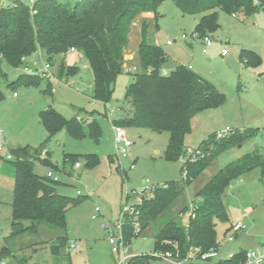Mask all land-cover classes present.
Listing matches in <instances>:
<instances>
[{"label": "rangeland", "instance_id": "374dc122", "mask_svg": "<svg viewBox=\"0 0 264 264\" xmlns=\"http://www.w3.org/2000/svg\"><path fill=\"white\" fill-rule=\"evenodd\" d=\"M13 1L8 0L10 4ZM21 1L27 3L29 0ZM60 1L75 4L78 0ZM159 15V29L155 28L154 16H147L150 21L148 38L150 42L160 44L167 53L168 60L164 65L167 73L178 64L187 67L192 64L226 95L222 105L192 118V129L186 137L187 152L178 161L164 158L169 142L168 132L128 127L133 141L128 148V156L123 157L116 147L114 120L129 113L131 106L126 100V91L134 80L133 74L139 71V23L143 14L131 24L123 72L112 86L109 103L94 98L93 72L83 54H68L67 64L78 67L79 71L66 82L57 76L60 58L54 61V65L51 64L50 71L39 85H20L16 88L12 83L21 74H34L30 70L41 74L47 58L34 54L28 58L27 66L19 68L7 61L1 64L0 85L5 98L0 102V144L4 143V148L0 149V250L4 247L10 249L4 258L7 264L19 261L26 264H110L116 255L112 253L107 239L108 228H113L119 221L124 206L132 203V199L127 197L129 191L146 187L148 191L145 194L149 198L158 186L181 180L182 166L190 153L214 133L225 131L227 127L242 131L257 129V134L254 133L255 136L244 144L221 154L165 214L151 223L140 236L131 238V254L149 255V264H171L155 257L161 253L155 247L158 232L171 219L183 226L188 225L187 213L180 214V211L199 200L196 196L199 188L221 168L245 153L255 150L264 153V10L251 15L237 13V17L219 10L220 25L210 33L214 44L207 49L205 56L201 55V36L192 39L199 15L183 14L172 0L161 5ZM184 33L188 38H182ZM167 40H171L172 45H167ZM224 48L226 53L222 52ZM241 48L256 52L260 63L249 64L241 60ZM201 61H204L202 70L196 66ZM129 67L136 69L128 73L126 69ZM49 83L54 92L45 91ZM50 106L67 119L79 117L86 123L95 119L102 131L99 141L89 135L88 128L84 129L86 135L81 139L71 136L65 128L50 136L39 118V113ZM43 143L45 148L40 152L41 156H47L51 164L63 169L59 172L58 192L73 198L81 196V201L68 209L66 228L41 223L37 231L25 230L15 234L12 227L15 168L6 155L12 148L26 146L31 148V153H35V149ZM90 154H95L99 160L93 167L87 166L84 158ZM67 155H78L83 166L76 170L71 160L66 161ZM34 170L44 176L52 169L36 161ZM75 174H78L77 178ZM132 198L135 200V197ZM224 199L229 219L227 222L217 221L221 249L213 260L224 258L229 251L241 248L249 251L261 245L264 239V175L260 168L247 171L241 178L232 181ZM238 222L246 224V229L234 234L231 227ZM24 224L30 225V222L25 221ZM230 235L235 236L233 241L228 240ZM61 238H64L65 244H61ZM70 242L81 244L82 249L68 250ZM210 262L200 261L199 264Z\"/></svg>", "mask_w": 264, "mask_h": 264}, {"label": "trees", "instance_id": "16d2710c", "mask_svg": "<svg viewBox=\"0 0 264 264\" xmlns=\"http://www.w3.org/2000/svg\"><path fill=\"white\" fill-rule=\"evenodd\" d=\"M167 0H78L75 4L59 0H37L35 13L27 3L14 0L8 7L0 8V67L3 61L19 68L26 65L27 58L39 53L54 65L60 58L57 76L68 80L76 75L79 68L66 63L71 48L80 51L88 61L94 78V98L109 103L112 86L123 72L125 52L129 44L132 22L140 14L151 13L154 25L159 29V8ZM185 15H199L200 19L194 33L201 37L214 32L219 27L218 11L230 14L251 15L264 10V0H172ZM149 20L141 23V41L138 47L139 71L132 73L134 80L128 85L126 100L131 108L127 115L114 120L115 126L148 128L156 132H168L169 142L164 151L168 161H178L186 155V137L192 129V118L197 114L216 108L226 101V95L215 84L185 65H178L170 73L163 74L162 68L168 60L164 48L148 38ZM239 57L249 64H258L261 59L253 50L242 49ZM27 66V65H26ZM132 71L128 72L131 73ZM44 78L38 74H21L12 85H39ZM45 91L53 92L48 84ZM5 98L0 85V102ZM39 118L49 135L65 128L78 139L89 135L99 141L101 127L97 121L83 122L79 118H65L54 107L39 113ZM257 134V129L233 130L226 137L218 138L217 133L201 143L182 166L187 179L166 182L158 186L149 198L139 206L140 231L136 233L130 218L124 231L127 241L140 236L151 223L165 214L184 195L186 189L196 182L211 164L224 152L244 144ZM43 143L35 153L31 148L16 147L10 152L15 168L13 210V233L25 230L37 231L41 223L66 228V214L69 208L81 201L61 194L57 190L60 180L47 174L38 175L35 162L40 161L50 169L61 172L42 157ZM197 152L196 156L193 155ZM86 165L98 164L95 154L86 155ZM66 161L73 165L79 161L78 155H67ZM260 168L264 175V153L259 150L248 152L221 168L209 181L199 188L196 196L200 198L195 217L189 218L188 225L169 220L156 235L155 247L159 251L177 252L186 257L195 251L197 258L219 248L217 221L229 219L225 204V192L230 183L241 178L247 171ZM189 210L186 205L180 214ZM29 221L30 225L24 222ZM61 244H65L61 238ZM246 249H241L229 259L211 261L210 264H239L247 259ZM10 249H1L5 258ZM154 257V256H152ZM149 255H135L131 264H149ZM210 260V259H209ZM16 264H26L19 261ZM193 264H199L195 262Z\"/></svg>", "mask_w": 264, "mask_h": 264}, {"label": "built area", "instance_id": "2783aa9c", "mask_svg": "<svg viewBox=\"0 0 264 264\" xmlns=\"http://www.w3.org/2000/svg\"><path fill=\"white\" fill-rule=\"evenodd\" d=\"M36 1L37 0H29V2L27 3V5L30 7L32 13L36 12V10L34 8ZM11 4L8 2V0H0V8L8 7ZM233 15L236 16V14H233ZM192 36L194 39H197L199 37V34L193 33ZM182 38L186 39V38H188V35L184 33V34H182ZM200 38L202 39L203 44H204L203 52L206 53L207 47H210L213 45L214 39L210 33H208V34H206ZM167 44H172V41L171 40L167 41ZM72 51H76V49L71 48L70 52H72ZM226 52H227V50L224 49L223 53H226ZM190 68H191V66H190ZM26 69L28 70V68H26ZM50 69H51V65L49 63H45L44 68L41 70L42 71L41 74H39V72L37 70H35V72H33V70H30V71L34 74H38V75H41L42 77H46L47 76L46 73L49 72ZM135 69H136V67H134L133 69H131L129 67L126 70H127V72H130V71H134ZM163 74H167V73L165 71H163ZM16 94L17 93H15V95ZM115 129H116V132H115L116 147H117L118 151L120 152V154L123 157H126L129 154L128 148L130 146H132L133 141L129 137L128 129L126 127L115 126ZM231 132H233V129H230L229 127H227V129L225 131L217 132V136H218V138H223V137H226ZM2 148H4V143L0 144V149H2ZM188 150L190 152L192 151L190 148H188ZM192 153H193V151L190 153V155ZM6 157L9 160H15V157L11 152H7ZM82 166H83V164L81 161H78L74 164V168L76 170L80 169ZM47 175L49 177H53L57 181L60 180L59 172L49 170L47 172ZM186 175L187 174L185 171L183 173L182 178L187 179ZM77 177H78V174H75V178H77ZM147 191H148V189L146 187L141 189V190L129 191L127 193V197L132 199V203L130 205L124 206L122 216L119 219V221L114 224L113 228H108V238L107 239H108V242L111 246L112 253L114 255H116L115 264H131V259L135 256L134 254H131L129 252V245L130 244L126 239L124 227H125L126 222L128 221L127 218H130V220H132V222L134 224V227L136 229V233L140 231V224H139V220H138V217L140 215V210L138 208L142 204L143 200L145 198H147L146 194H145ZM78 193L80 194V191H78ZM132 197H135V200ZM200 200L201 199L199 198L198 201H200ZM197 208H198V202L190 203L189 210L187 212L188 218L195 217V212H196ZM245 229H246V224H244L243 222H238V223L232 225V227H231V231L234 234L240 233ZM234 239H235L234 235H230L228 237L229 241H232ZM81 249H82V246L79 243L70 242L68 244V250H70V251L81 250ZM195 251H190L186 257H181L178 252L176 254H174L172 251H165V252L161 251V253L156 254L155 257H161L162 259L170 262L171 264H193L195 262L199 263L200 261H204V262L212 261V258H214L217 255V251L211 250L210 252L203 254L201 256V258L199 259V258H197ZM0 253H1V250H0ZM0 264H7L6 260L1 256H0ZM239 264H264V239H263L260 246H257L255 248L247 251L246 261L241 262Z\"/></svg>", "mask_w": 264, "mask_h": 264}, {"label": "crops", "instance_id": "0c3cea01", "mask_svg": "<svg viewBox=\"0 0 264 264\" xmlns=\"http://www.w3.org/2000/svg\"><path fill=\"white\" fill-rule=\"evenodd\" d=\"M60 1V0H59ZM29 1H27V3H28ZM236 14V16H234V17H237V13H235ZM152 14L151 13H145V14H143V16H141L142 18H141V20H140V22L142 23L144 20H146V19H148V17L147 16H151ZM199 19H200V17H199ZM198 19V20H199ZM141 23H139V25H140V31H141ZM193 40H195L194 38H192ZM140 41H141V37H140ZM140 41L138 42V47H139V44H140ZM167 41H169V40H167ZM157 43V42H156ZM214 44V43H213ZM167 45H172V44H167ZM190 45H192V43H190ZM202 46H203V48H204V44H203V41H202ZM213 46V45H212ZM211 47V46H210ZM203 48H202V53H201V55L202 56H205L206 55V53H207V51H206V53H204L203 52ZM209 47H207V49H208ZM225 49V48H224ZM223 49V50H224ZM242 49H244V48H241L240 50H239V52L242 50ZM127 50H128V48H127ZM223 50H222V52H223ZM70 53H78V54H82L80 51H78V50H76V51H72V52H70ZM39 54V53H38ZM240 54V53H239ZM130 57V56H129ZM27 61H28V58H27ZM87 61V60H86ZM88 62V61H87ZM66 63H67V57H66ZM203 63H204V61H201L200 63L198 62V64L196 65L199 69H201L202 70V65H203ZM178 65H180V64H178ZM178 65H176L175 66V68L178 66ZM190 66H191V69L193 70V71H195L196 73H198V74H200L203 78H205L204 76H203V74H201L199 71L200 70H195L194 69V66L192 65V64H190L189 65V68H190ZM174 68V69H175ZM162 71H165L166 73H167V70L163 67L162 68ZM206 79V78H205ZM208 80V79H207ZM63 81H68V80H63ZM55 91V89L53 88V92ZM15 93L16 92H14V96H17V94L15 95ZM79 118V117H78ZM252 129H254V128H252ZM236 130H240V129H236ZM246 130V129H245ZM244 131V130H243ZM242 156V155H241ZM188 215V214H187ZM233 241V240H232ZM219 248H218V250H217V255H219V251H220V249H221V243L219 242ZM241 249H246V248H241ZM241 249H239L238 251H240ZM247 250V249H246ZM238 251H233V252H228V254L224 257V258H221V259H218V260H213V258H212V260L213 261H220V260H224V259H229L233 254H235V253H237ZM216 255V256H217ZM215 256V257H216ZM115 262H116V258L114 257V259L112 260V262L110 263V264H115Z\"/></svg>", "mask_w": 264, "mask_h": 264}]
</instances>
